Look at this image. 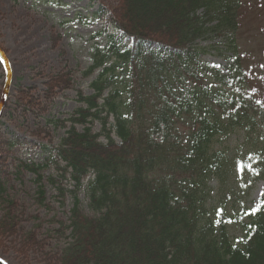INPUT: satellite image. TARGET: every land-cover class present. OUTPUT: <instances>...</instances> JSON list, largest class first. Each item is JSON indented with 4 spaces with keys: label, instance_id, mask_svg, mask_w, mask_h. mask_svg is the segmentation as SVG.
<instances>
[{
    "label": "trees",
    "instance_id": "obj_1",
    "mask_svg": "<svg viewBox=\"0 0 264 264\" xmlns=\"http://www.w3.org/2000/svg\"><path fill=\"white\" fill-rule=\"evenodd\" d=\"M115 2L99 13L120 35L96 44L82 72L89 78L99 70L92 94L77 90L81 106L48 120L70 125L56 146L41 147L43 163L13 159L16 179L35 176L39 206L47 207L44 170L72 187L57 186L72 207L68 224L54 230L69 233L41 264H264V190L255 205L245 203L254 183L264 182V106L251 94L238 48L242 0ZM215 38L224 68L200 62L198 42ZM68 75L47 78L44 98L72 88ZM14 104L45 110L20 86ZM16 145L0 139V239L18 236L25 255L44 242L19 226L8 194L3 163Z\"/></svg>",
    "mask_w": 264,
    "mask_h": 264
},
{
    "label": "rangeland",
    "instance_id": "obj_2",
    "mask_svg": "<svg viewBox=\"0 0 264 264\" xmlns=\"http://www.w3.org/2000/svg\"><path fill=\"white\" fill-rule=\"evenodd\" d=\"M115 4V0H0V51L11 78L9 98L0 115V139L19 144L11 148L3 163L10 174L14 172V157L21 162L43 163L48 153L41 147L51 149L56 146L70 125L55 127L48 120H64L81 106L77 101V90L85 95L92 94L89 83L99 70L89 78H83L82 72L91 64L96 44L103 47L107 36H119L107 16L99 13L101 5L112 7ZM238 15V48L247 69L250 91L264 106V0H242ZM221 44L219 38L198 42V46L205 49L200 62L226 67L228 62L224 54L222 56L217 50ZM122 45L129 43L123 41ZM65 73L72 78V88L55 90L51 99H45L46 79ZM5 79L0 64V102ZM18 86L30 89V94L39 98L45 110L22 112L14 104ZM76 127L81 130V126ZM92 130L99 132L100 125L95 123ZM49 176L58 183H50ZM42 177L39 184L47 207L36 203L34 175L21 172L19 179L12 174L7 177L11 186L8 194L15 199L16 214L20 215L19 226L24 230L35 229L37 238L44 242V249L23 255L17 251L21 238L7 235L0 239V259L6 264H41L46 256L60 251L64 235L69 233L54 230L59 226L57 222L68 224L72 207L70 195L65 192L59 196L57 186L61 182L64 189L72 187L53 168L44 170ZM211 185L215 186L214 182ZM263 190V181L254 183L245 199L246 206L255 205ZM79 198L86 210L82 194Z\"/></svg>",
    "mask_w": 264,
    "mask_h": 264
},
{
    "label": "water",
    "instance_id": "obj_3",
    "mask_svg": "<svg viewBox=\"0 0 264 264\" xmlns=\"http://www.w3.org/2000/svg\"><path fill=\"white\" fill-rule=\"evenodd\" d=\"M0 58H3V63H1V65L3 66L4 68V71H5V84H4V88H3V95H2V99H1V102H0V115H1V112L2 110L4 109L5 107V104L9 98V90H10V87H11V78H10V73H9V69L6 65V63L4 62V57H3V54L2 52L0 51ZM0 264H6L3 260L0 259Z\"/></svg>",
    "mask_w": 264,
    "mask_h": 264
},
{
    "label": "snow or ice",
    "instance_id": "obj_4",
    "mask_svg": "<svg viewBox=\"0 0 264 264\" xmlns=\"http://www.w3.org/2000/svg\"><path fill=\"white\" fill-rule=\"evenodd\" d=\"M0 63H3V58H0Z\"/></svg>",
    "mask_w": 264,
    "mask_h": 264
}]
</instances>
